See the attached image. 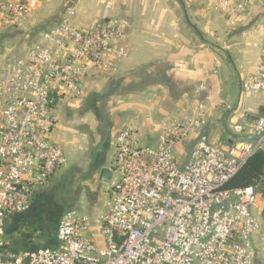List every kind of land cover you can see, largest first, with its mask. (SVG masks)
Masks as SVG:
<instances>
[{"label": "built area", "instance_id": "built-area-1", "mask_svg": "<svg viewBox=\"0 0 264 264\" xmlns=\"http://www.w3.org/2000/svg\"><path fill=\"white\" fill-rule=\"evenodd\" d=\"M40 0H0V27L17 24ZM260 0H217L230 24ZM67 17L44 29L24 52L7 57L0 73V264H254L264 243L260 184L228 187L240 167L264 151V116L244 114L235 134L250 125L253 136L213 142L206 129L209 106L195 100L190 112L168 119L153 143H143L133 124L112 135L113 166L119 179L108 188L100 216L104 245L86 231L88 218L63 212L57 245L15 250L5 234L8 217L28 210L38 187L65 167L68 157L51 134L57 100L78 95L94 72L113 73L127 56L130 22L102 19L79 27ZM264 34V19L259 26ZM264 55V46H263ZM248 92L264 90V65L245 76ZM197 134L186 161L179 141Z\"/></svg>", "mask_w": 264, "mask_h": 264}, {"label": "crops", "instance_id": "crops-1", "mask_svg": "<svg viewBox=\"0 0 264 264\" xmlns=\"http://www.w3.org/2000/svg\"><path fill=\"white\" fill-rule=\"evenodd\" d=\"M60 1L40 0L17 24L0 27V73L7 57L22 54L44 29L67 17L70 7L76 11L69 18L79 27L112 17L129 20L127 56L113 73L92 72L80 94L57 100L51 139L64 149L68 163L36 189L28 210L8 217L5 234L15 250L56 246L58 223L67 209L87 216V235L104 245L100 216L108 188L120 177L113 166L116 129L133 124L143 143H153L169 118L190 112L198 100L209 106L211 141L227 144L233 139L225 123L233 132V122L244 114L264 116V90L242 87L245 76L264 65L259 27L264 0L236 24L227 21L217 0H76L59 11ZM114 79V90L97 92ZM241 136H253L250 125ZM196 137L177 143L181 161L188 160ZM103 168L111 170L109 180L103 179ZM254 264H264V243L258 244Z\"/></svg>", "mask_w": 264, "mask_h": 264}, {"label": "trees", "instance_id": "trees-1", "mask_svg": "<svg viewBox=\"0 0 264 264\" xmlns=\"http://www.w3.org/2000/svg\"><path fill=\"white\" fill-rule=\"evenodd\" d=\"M256 184H260L264 197V151H258L251 156L231 178L227 186L235 188Z\"/></svg>", "mask_w": 264, "mask_h": 264}, {"label": "rangeland", "instance_id": "rangeland-1", "mask_svg": "<svg viewBox=\"0 0 264 264\" xmlns=\"http://www.w3.org/2000/svg\"><path fill=\"white\" fill-rule=\"evenodd\" d=\"M75 1H76V0H61L59 6H58V8H57V10L61 11V10L64 9V7H65L67 4H69V3L73 4V3H75ZM14 35H18V33H15ZM21 41H22V40H21ZM22 44H23V42H22ZM115 81H116L115 79L112 81L113 83H112L111 86L108 85V86H104V87H97V88H99V89H96V90H98L97 92H99V93L104 92V93H105V92H107L108 89H109V90H114V89L117 87V83H116ZM109 90H108V91H109ZM99 105L101 106V108H102L103 110L105 109V108H103L102 104L99 103ZM74 139H80V138L77 136V138H74ZM82 142L85 143L82 139H80L79 143L82 144ZM176 155H180L179 152H178L177 150H176ZM115 179H117V174H114V176H113V178H112V181H115ZM49 182H50V181H49ZM110 183H111V182H109L108 185H110ZM108 185H107V186H108ZM254 213H255L256 216L260 219V221L262 222L261 232L264 233V215H263V213L260 212L259 207L254 208Z\"/></svg>", "mask_w": 264, "mask_h": 264}, {"label": "water", "instance_id": "water-1", "mask_svg": "<svg viewBox=\"0 0 264 264\" xmlns=\"http://www.w3.org/2000/svg\"><path fill=\"white\" fill-rule=\"evenodd\" d=\"M224 128H225V130H226V132L230 135V137L232 138V139H243V138H245V137H248V138H256L255 136H241V135H238V134H235V133H233V132H231L229 129H228V126H227V124L225 123L224 124ZM232 141V140H231ZM110 174H111V170L109 169V168H103L102 169V177H103V179L104 180H109L110 178ZM104 175L106 176V177H108V178H104Z\"/></svg>", "mask_w": 264, "mask_h": 264}]
</instances>
